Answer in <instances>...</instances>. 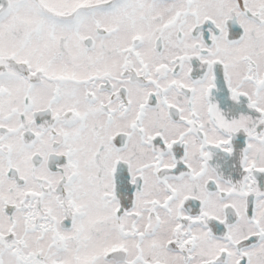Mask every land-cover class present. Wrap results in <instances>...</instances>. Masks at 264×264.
Segmentation results:
<instances>
[{
    "label": "snow or ice",
    "instance_id": "1",
    "mask_svg": "<svg viewBox=\"0 0 264 264\" xmlns=\"http://www.w3.org/2000/svg\"><path fill=\"white\" fill-rule=\"evenodd\" d=\"M0 264H264V0H0Z\"/></svg>",
    "mask_w": 264,
    "mask_h": 264
}]
</instances>
